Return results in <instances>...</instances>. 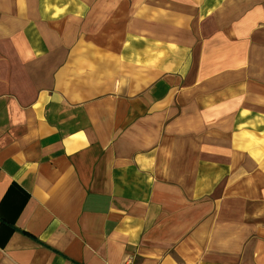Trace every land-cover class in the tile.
Returning a JSON list of instances; mask_svg holds the SVG:
<instances>
[{
	"label": "crops",
	"instance_id": "obj_1",
	"mask_svg": "<svg viewBox=\"0 0 264 264\" xmlns=\"http://www.w3.org/2000/svg\"><path fill=\"white\" fill-rule=\"evenodd\" d=\"M64 1L0 0V264H264V0Z\"/></svg>",
	"mask_w": 264,
	"mask_h": 264
},
{
	"label": "rangeland",
	"instance_id": "obj_2",
	"mask_svg": "<svg viewBox=\"0 0 264 264\" xmlns=\"http://www.w3.org/2000/svg\"><path fill=\"white\" fill-rule=\"evenodd\" d=\"M58 2H59V0H58ZM61 2L64 3L65 1L64 0H61ZM62 7L64 8L65 6H62Z\"/></svg>",
	"mask_w": 264,
	"mask_h": 264
}]
</instances>
